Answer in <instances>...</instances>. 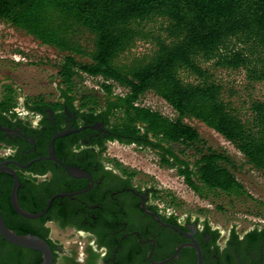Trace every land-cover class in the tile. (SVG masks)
Masks as SVG:
<instances>
[{
  "label": "trees",
  "instance_id": "trees-1",
  "mask_svg": "<svg viewBox=\"0 0 264 264\" xmlns=\"http://www.w3.org/2000/svg\"><path fill=\"white\" fill-rule=\"evenodd\" d=\"M153 15L169 21L154 53L145 60L118 63L117 57L140 34V23ZM0 19L44 44L75 54L84 52L70 38L69 29L76 24L92 32L90 60L68 54L57 71L60 96L67 104L75 107L73 89L81 73L101 76L104 94H82L79 109L104 120L114 132L111 139L157 150L161 162L176 167L201 196L220 192L251 197L229 168V156L203 145L198 131L182 118L202 121L231 141L255 168L264 170V101L252 100L243 111L224 96L223 84L203 65L243 68L248 80L264 81V0H0ZM184 71L194 80L183 79ZM114 84L127 91L113 94ZM147 90L159 94L178 117L138 104ZM15 104V90L6 84L0 111L18 118ZM27 106L34 111L53 108L43 100Z\"/></svg>",
  "mask_w": 264,
  "mask_h": 264
},
{
  "label": "flooded vegetation",
  "instance_id": "flooded-vegetation-1",
  "mask_svg": "<svg viewBox=\"0 0 264 264\" xmlns=\"http://www.w3.org/2000/svg\"><path fill=\"white\" fill-rule=\"evenodd\" d=\"M50 103L53 108L30 110V117L12 118L0 111V165L15 170L17 200L26 211H43L55 193L71 194L54 197L41 216L26 217L12 205L14 175L3 169L0 212L16 233L44 238L53 264H197L194 240L202 264H264V222L223 231L205 220L180 219L158 208L150 188L140 187L130 170L103 157L105 143L114 134L104 120L82 113L75 103L70 107L64 97ZM66 129L54 140L55 158L49 157L53 135ZM53 227L77 234L78 248L54 238ZM41 260V251L0 234V264Z\"/></svg>",
  "mask_w": 264,
  "mask_h": 264
},
{
  "label": "rangeland",
  "instance_id": "rangeland-1",
  "mask_svg": "<svg viewBox=\"0 0 264 264\" xmlns=\"http://www.w3.org/2000/svg\"><path fill=\"white\" fill-rule=\"evenodd\" d=\"M168 23V19L161 15H153L143 20L140 23V34L133 44L117 57V62L130 64L149 58L156 49L157 39L166 36ZM68 32L70 38L82 47L83 54L44 44L24 30L0 19V94L6 84L13 87L16 99L14 109L30 112L27 103L30 104L34 100L60 101L62 97L56 74L64 57L73 54L80 61L90 60L95 35L76 24ZM203 65L208 66L213 77L223 84L224 96L235 101L243 111L248 110L252 100L264 101V81L248 80L243 68L214 67L211 62ZM181 76L188 81L194 80V75L186 71L181 72ZM101 81V76L81 73L73 89L77 94L74 103L80 105L78 97L82 94L103 95ZM126 91L125 87L118 84L112 87L113 94H124ZM137 103L157 110L169 118L178 117L177 111L153 90L144 92ZM32 115L28 113L21 116ZM182 120L198 131L203 145L229 156V168L251 197H232L220 192H208L207 196H201L186 184L176 167L161 162V155L157 150L137 142L110 139L105 143L103 157L119 168L130 170L134 182L140 187L160 190L157 193L152 192V201L158 208L171 212L180 219L189 217L197 218L200 222L205 220L223 231H228L233 225L239 229L262 224L264 170L255 168L231 141L202 121L190 116L183 117ZM201 145L202 143L197 144ZM52 234L66 247L78 248V243H75L79 241L77 234L69 230L61 232L55 227Z\"/></svg>",
  "mask_w": 264,
  "mask_h": 264
},
{
  "label": "water",
  "instance_id": "water-1",
  "mask_svg": "<svg viewBox=\"0 0 264 264\" xmlns=\"http://www.w3.org/2000/svg\"><path fill=\"white\" fill-rule=\"evenodd\" d=\"M69 130H62L59 132H56L49 144V157H54V149H53V143L54 140L57 137H60L64 134H66ZM16 164H19L18 162H16ZM8 170L9 172H11L14 175V183H13V187H12V192H11V202L13 207L15 208L16 211H18L20 214L26 216V217H38L41 216L42 214L45 213V211L48 209V207L50 206L52 200L54 197H56L57 195H69L71 194L70 192H58L53 194L47 201V204L45 206V209L39 213H31L29 211L24 210L18 203L17 200V188L19 185V181H18V177L17 174L15 172L14 169L4 166V164L0 165V170ZM68 170L70 172H73V168L72 167H68ZM0 234L9 242L20 245V246H24V247H29V248H33L36 250H39L42 252V260L40 261L39 264H53L54 258H53V252L52 249L49 245V243L42 237L36 236V235H32V234H18L15 231H13L12 229L8 228L2 218L1 212H0ZM192 245L195 246L196 250H197V255H198V259H197V264H202V252L199 248L198 243L194 240V242L192 243ZM179 249V248H178ZM177 249V252H178ZM176 252V254H177Z\"/></svg>",
  "mask_w": 264,
  "mask_h": 264
},
{
  "label": "built area",
  "instance_id": "built-area-1",
  "mask_svg": "<svg viewBox=\"0 0 264 264\" xmlns=\"http://www.w3.org/2000/svg\"><path fill=\"white\" fill-rule=\"evenodd\" d=\"M14 111H15V113L17 114V115H19V116H21V115H25V114H28V110H21V109H19V108H15L14 109Z\"/></svg>",
  "mask_w": 264,
  "mask_h": 264
}]
</instances>
